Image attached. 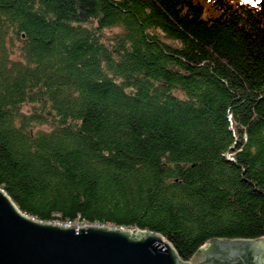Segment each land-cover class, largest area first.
<instances>
[{
    "label": "trees",
    "instance_id": "obj_1",
    "mask_svg": "<svg viewBox=\"0 0 264 264\" xmlns=\"http://www.w3.org/2000/svg\"><path fill=\"white\" fill-rule=\"evenodd\" d=\"M0 188L182 263L264 238V0H0Z\"/></svg>",
    "mask_w": 264,
    "mask_h": 264
},
{
    "label": "water",
    "instance_id": "obj_2",
    "mask_svg": "<svg viewBox=\"0 0 264 264\" xmlns=\"http://www.w3.org/2000/svg\"><path fill=\"white\" fill-rule=\"evenodd\" d=\"M0 264L187 263L161 235L44 223L22 213L0 188ZM192 264H264V239L214 240Z\"/></svg>",
    "mask_w": 264,
    "mask_h": 264
},
{
    "label": "rangeland",
    "instance_id": "obj_3",
    "mask_svg": "<svg viewBox=\"0 0 264 264\" xmlns=\"http://www.w3.org/2000/svg\"><path fill=\"white\" fill-rule=\"evenodd\" d=\"M123 32H124V29L122 27H119V26L111 27V28H108V29L102 31V39H103L104 42H106L107 44L110 45L111 43H113L114 38L117 35H119V34H121ZM34 108L35 107L32 104L31 105L27 104V105H24L22 107V112L30 114L34 110ZM39 129L50 131L51 127L50 126H43V127H40ZM72 222L74 224H76L75 227L71 226L72 228L88 227L87 225H89V224L81 222V221H72ZM89 226H97L98 227L100 225H92L91 224ZM105 227H107V228H117V227H114V226H105ZM117 229L128 230L131 233H144L145 232V231H140V230H137V229H126V228H117ZM262 239H264V238H262ZM262 239H260V240H262ZM165 241H167V240L165 239ZM207 246H208V244H207ZM207 246H205L204 248H206ZM187 264H192V261L188 262Z\"/></svg>",
    "mask_w": 264,
    "mask_h": 264
},
{
    "label": "built area",
    "instance_id": "obj_4",
    "mask_svg": "<svg viewBox=\"0 0 264 264\" xmlns=\"http://www.w3.org/2000/svg\"><path fill=\"white\" fill-rule=\"evenodd\" d=\"M59 225H62L64 227H75L76 224H74L73 222H65V223H59ZM89 226V225H87Z\"/></svg>",
    "mask_w": 264,
    "mask_h": 264
}]
</instances>
